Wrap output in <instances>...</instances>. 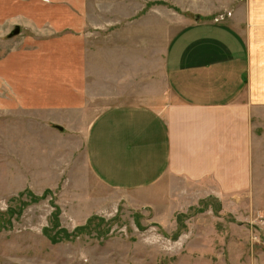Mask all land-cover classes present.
Here are the masks:
<instances>
[{"label": "crops", "instance_id": "0c3cea01", "mask_svg": "<svg viewBox=\"0 0 264 264\" xmlns=\"http://www.w3.org/2000/svg\"><path fill=\"white\" fill-rule=\"evenodd\" d=\"M16 26L0 54V112L28 111L67 137L77 131L103 188L142 191L167 177L173 191L251 188L264 115V0H0V34ZM159 56L175 102L94 108L90 85L111 96L143 90Z\"/></svg>", "mask_w": 264, "mask_h": 264}, {"label": "rangeland", "instance_id": "374dc122", "mask_svg": "<svg viewBox=\"0 0 264 264\" xmlns=\"http://www.w3.org/2000/svg\"><path fill=\"white\" fill-rule=\"evenodd\" d=\"M10 31L0 34V54L13 47ZM149 70L143 90L123 86L110 89L111 96L90 85L94 108L116 100L160 110L175 102L160 56L149 59ZM31 116L0 112V224L11 221L0 230V264H264V115L255 123L254 181L233 196L212 194L206 185L173 191L168 177L142 191L107 190L88 171L77 131L68 137L50 132ZM47 189L51 194L35 203L26 195ZM52 202L61 227L72 232L94 218L89 230L50 243L43 229L51 227ZM18 206L17 218L5 214Z\"/></svg>", "mask_w": 264, "mask_h": 264}, {"label": "trees", "instance_id": "16d2710c", "mask_svg": "<svg viewBox=\"0 0 264 264\" xmlns=\"http://www.w3.org/2000/svg\"><path fill=\"white\" fill-rule=\"evenodd\" d=\"M22 194L23 193H20L19 197H21ZM48 194H51V191L49 189L45 190L43 195H41V196H35L31 192H28L26 195L29 198V201L31 203H35V202H38L39 200L43 199ZM19 202L22 204V206H25L28 204V203H24L21 198H19ZM51 204L54 208V210L51 213V220H50L51 227L43 229V235H45L49 239L50 243H52V244H57L61 241L73 239L77 234H79V233H81L87 229L89 230L91 223L94 221V218H89L83 226H78L75 228L74 231L69 232L67 229L60 226V223H59L60 209H59V207L53 202ZM22 209H23V207H20V206H18L16 209L10 208L7 210V212L5 214L8 216H13L15 214L16 218H17L21 214ZM2 224L10 225L11 221H10V219H6L3 222H1L0 230L5 227V225H2Z\"/></svg>", "mask_w": 264, "mask_h": 264}, {"label": "water", "instance_id": "95a60500", "mask_svg": "<svg viewBox=\"0 0 264 264\" xmlns=\"http://www.w3.org/2000/svg\"><path fill=\"white\" fill-rule=\"evenodd\" d=\"M20 30H19V27H14L12 29V31L9 33V36L12 37V36H16L17 34H19ZM58 129H61V127H57Z\"/></svg>", "mask_w": 264, "mask_h": 264}, {"label": "built area", "instance_id": "2783aa9c", "mask_svg": "<svg viewBox=\"0 0 264 264\" xmlns=\"http://www.w3.org/2000/svg\"><path fill=\"white\" fill-rule=\"evenodd\" d=\"M222 19H223V16H221V17L219 16L216 18V20H222Z\"/></svg>", "mask_w": 264, "mask_h": 264}]
</instances>
